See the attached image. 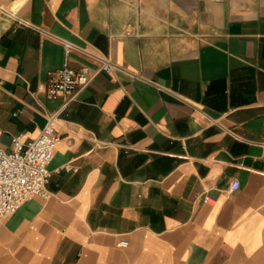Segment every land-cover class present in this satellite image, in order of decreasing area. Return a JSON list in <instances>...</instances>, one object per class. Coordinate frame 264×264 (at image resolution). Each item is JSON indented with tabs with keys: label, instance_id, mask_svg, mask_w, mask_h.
<instances>
[{
	"label": "crops",
	"instance_id": "obj_1",
	"mask_svg": "<svg viewBox=\"0 0 264 264\" xmlns=\"http://www.w3.org/2000/svg\"><path fill=\"white\" fill-rule=\"evenodd\" d=\"M65 66L94 78L50 99ZM49 118L0 264H264V0H0V148Z\"/></svg>",
	"mask_w": 264,
	"mask_h": 264
},
{
	"label": "built area",
	"instance_id": "obj_2",
	"mask_svg": "<svg viewBox=\"0 0 264 264\" xmlns=\"http://www.w3.org/2000/svg\"><path fill=\"white\" fill-rule=\"evenodd\" d=\"M67 52L73 46L66 43ZM85 54L96 60L101 70L113 73L123 70L110 58L83 50ZM87 68L77 71L69 66L58 70L49 80L45 92L53 99L67 94H76L86 88L93 80ZM60 136L57 123L49 118L41 135L31 141H24L21 136L13 138V149L5 151L0 148V222L18 212L21 207L36 196L46 199L52 194L48 190L51 178L49 164L54 159ZM240 188V182L235 180L231 192ZM125 240L119 242V247H127Z\"/></svg>",
	"mask_w": 264,
	"mask_h": 264
}]
</instances>
